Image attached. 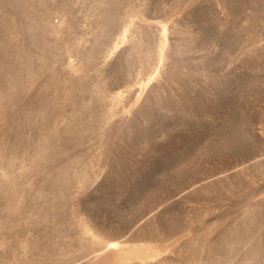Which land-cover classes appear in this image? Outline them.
Instances as JSON below:
<instances>
[{"label":"rangeland","instance_id":"obj_1","mask_svg":"<svg viewBox=\"0 0 264 264\" xmlns=\"http://www.w3.org/2000/svg\"><path fill=\"white\" fill-rule=\"evenodd\" d=\"M0 264H264V0H0Z\"/></svg>","mask_w":264,"mask_h":264}]
</instances>
